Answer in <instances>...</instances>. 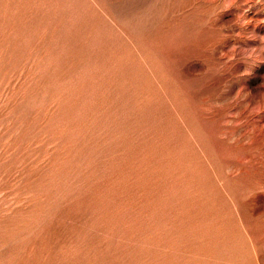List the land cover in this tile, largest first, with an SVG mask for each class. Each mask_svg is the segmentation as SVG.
Listing matches in <instances>:
<instances>
[{
	"label": "rangeland",
	"instance_id": "rangeland-1",
	"mask_svg": "<svg viewBox=\"0 0 264 264\" xmlns=\"http://www.w3.org/2000/svg\"><path fill=\"white\" fill-rule=\"evenodd\" d=\"M0 264H264V0H0Z\"/></svg>",
	"mask_w": 264,
	"mask_h": 264
}]
</instances>
